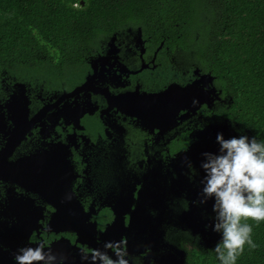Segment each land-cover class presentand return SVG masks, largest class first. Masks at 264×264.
<instances>
[{"label": "flooded vegetation", "instance_id": "af4514ba", "mask_svg": "<svg viewBox=\"0 0 264 264\" xmlns=\"http://www.w3.org/2000/svg\"><path fill=\"white\" fill-rule=\"evenodd\" d=\"M85 65L70 83L2 80L0 264H13L19 247L41 240L63 264H90L82 257L90 258L96 249L112 256L116 249H104L105 241H122L131 264H177L182 255L189 264L190 251L207 249L200 234L182 222L190 203L185 187L175 195L173 186L180 177L199 186L200 171L189 151L207 127L235 131L210 114L218 110L221 94L194 114L180 108L176 123L173 112L158 116L145 102L140 105L144 93L186 87L204 75L140 29L115 33ZM17 84L25 86L29 114L25 129L15 134L7 103L14 93L19 97ZM212 86L221 91L215 79ZM109 94L143 108L111 107ZM202 209L212 220V209ZM77 228L87 237L80 239Z\"/></svg>", "mask_w": 264, "mask_h": 264}, {"label": "trees", "instance_id": "16d2710c", "mask_svg": "<svg viewBox=\"0 0 264 264\" xmlns=\"http://www.w3.org/2000/svg\"><path fill=\"white\" fill-rule=\"evenodd\" d=\"M127 28L213 76L222 101L210 114L264 140V0H0V93L2 80L77 81L90 53ZM248 222L257 247L237 264H264V222ZM188 263L219 261L195 249Z\"/></svg>", "mask_w": 264, "mask_h": 264}, {"label": "clouds", "instance_id": "9594fccd", "mask_svg": "<svg viewBox=\"0 0 264 264\" xmlns=\"http://www.w3.org/2000/svg\"><path fill=\"white\" fill-rule=\"evenodd\" d=\"M215 142V151L201 153L204 175L199 203L212 201L214 215L206 228L219 236L213 247L219 264H237L245 245L257 247L253 223L248 221L256 225L264 222V140L239 132L226 138L217 132ZM103 248L116 251L110 256L96 249L90 258H82L89 259L90 264H131L122 241H105ZM12 260L13 264H63L46 240L19 247Z\"/></svg>", "mask_w": 264, "mask_h": 264}, {"label": "water", "instance_id": "95a60500", "mask_svg": "<svg viewBox=\"0 0 264 264\" xmlns=\"http://www.w3.org/2000/svg\"><path fill=\"white\" fill-rule=\"evenodd\" d=\"M214 82V77L210 74H204L200 77L199 80L195 81L194 83L189 84L186 87H181L177 84H174L169 87L165 92L159 94H145L141 101L138 103L145 102L147 104L148 109L156 111L158 116L162 114H169L173 112V120L176 123V115L180 108H188L193 114L195 111L202 105L207 103L210 107L211 103L214 101V96L219 97L221 91H218L214 86H212ZM202 84V86H200ZM18 89L20 90V95L17 97L16 95H12L11 100L7 103V108L9 112L12 114L13 118H15V134L21 130L25 129V124L23 119L28 117V98L25 94V86L23 84H17ZM108 95V93H107ZM125 96L116 97L109 94V102L111 107L117 106L119 108H125L127 110H132L136 112L137 110H142L143 106L134 105V107L127 106ZM195 101V102H194ZM182 119V118H181ZM217 132H223L225 137H230L232 135H236V132L230 130L228 126L225 125H212L207 127L202 132V141L193 147L190 148L189 155L195 168H198L200 171L199 176V186L190 183L187 179L180 177V179L174 183L173 192L175 195H180V192H183V188L185 187L187 191V196L189 200V209L188 211L182 214V222L187 225V228L192 232L193 235L200 234L202 242L204 241L205 248L211 249L214 247L216 241L219 239L217 233L211 231L209 227V231L205 232L206 225H210L212 220L206 219L204 217L202 210L208 211L212 209V201L209 200L206 204L199 203L200 200V190L202 187L201 180L203 179V169L200 168V161L202 159L201 153L204 151H215L218 147L215 142V137ZM24 133V131H23ZM49 161L48 158H46ZM39 172L38 170H36ZM32 169H26L24 173L36 172ZM143 215V213L141 214ZM56 221L52 220L54 224ZM56 224V223H55ZM80 239L82 237H87V231L82 228L76 229ZM113 229L107 230L105 232V236L108 232H111ZM152 232H155V228L151 229ZM95 235V231H93ZM154 236V234L152 233ZM184 255L180 256L179 261L177 264H184L183 262ZM168 260H175L174 257L168 258Z\"/></svg>", "mask_w": 264, "mask_h": 264}]
</instances>
